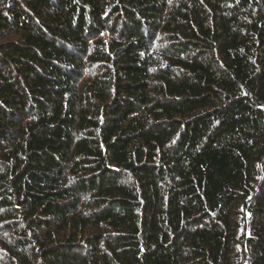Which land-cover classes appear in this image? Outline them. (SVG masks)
<instances>
[{"label":"trees","instance_id":"1","mask_svg":"<svg viewBox=\"0 0 264 264\" xmlns=\"http://www.w3.org/2000/svg\"><path fill=\"white\" fill-rule=\"evenodd\" d=\"M0 264H264V0H0Z\"/></svg>","mask_w":264,"mask_h":264},{"label":"rangeland","instance_id":"2","mask_svg":"<svg viewBox=\"0 0 264 264\" xmlns=\"http://www.w3.org/2000/svg\"><path fill=\"white\" fill-rule=\"evenodd\" d=\"M155 42H156V41H155ZM162 44H163V42L160 43V44H157V46L160 47ZM94 69L97 70L98 68L96 67V68H94Z\"/></svg>","mask_w":264,"mask_h":264}]
</instances>
